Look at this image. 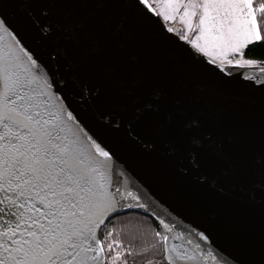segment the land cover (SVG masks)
<instances>
[{"label":"snow or ice","instance_id":"obj_1","mask_svg":"<svg viewBox=\"0 0 264 264\" xmlns=\"http://www.w3.org/2000/svg\"><path fill=\"white\" fill-rule=\"evenodd\" d=\"M14 2L0 4V264H104L97 229L139 202L133 164L206 225L190 252L163 236L167 264H264V88L224 78L264 42V0H24L9 17ZM177 16L183 35L165 26Z\"/></svg>","mask_w":264,"mask_h":264},{"label":"water","instance_id":"obj_2","mask_svg":"<svg viewBox=\"0 0 264 264\" xmlns=\"http://www.w3.org/2000/svg\"><path fill=\"white\" fill-rule=\"evenodd\" d=\"M24 0H15L13 6L5 7L3 10L9 15V17H14L22 14V9L20 7L23 4ZM8 0H0V4H7ZM163 23V22H162ZM168 27L167 25H165ZM173 39L179 43L178 36H173ZM30 44L33 48L40 49L41 41L39 36H34L30 41ZM187 47V45H185ZM225 73L227 74L224 78L230 79L233 85L236 86L237 90H243V86L249 85L250 89H261L264 88V66L256 67H224ZM218 71V70H217ZM224 75V74H221ZM245 77H250L251 79L246 80ZM125 159L129 160V163H132V157L130 154L125 155ZM134 170L137 172L139 179L136 180V183L140 185V190H137L135 187L129 186L128 190L132 191L134 195L139 197V202L128 198L127 201L120 200V197L117 196V199L120 200V204L117 206L116 210L109 213L105 219L104 223L100 225L97 229V235L99 238L100 229L112 218L120 216L127 213H139L142 214L154 221V223L160 228L164 233V236H169L168 245L172 247L173 244L176 245L180 250L188 249L189 252L194 248L196 243H200L202 248H205L203 243L198 240L195 235L191 234V230L196 228L206 227L202 219L193 212L187 205L177 201L173 198L168 190L162 185L155 182L150 178L146 173H144L139 167H136L133 164ZM124 177L113 176L112 185L109 188V191L114 192L117 186L121 187L123 191V186L121 181ZM127 203L131 207L125 208L123 205ZM139 205H144L140 207ZM172 228L171 232L165 231V226ZM199 226V227H197ZM179 235L182 239L172 240L173 236ZM212 237L215 240V243L220 247L224 248L228 252H233L234 248L231 244L219 233L213 232ZM191 240L192 244H187V241ZM207 250V249H205ZM162 251H163V241H162ZM164 257V255H163ZM165 260V259H164ZM166 261V260H165ZM106 263V257L104 264ZM167 263V261H166ZM177 264H194V262L178 261Z\"/></svg>","mask_w":264,"mask_h":264},{"label":"trees","instance_id":"obj_3","mask_svg":"<svg viewBox=\"0 0 264 264\" xmlns=\"http://www.w3.org/2000/svg\"><path fill=\"white\" fill-rule=\"evenodd\" d=\"M241 58L264 66V42L249 45L244 49ZM157 232L160 233V237H157ZM163 236L164 233L154 221L142 214L127 213L116 216L99 232V239L105 249V264H167L162 251ZM110 243L115 252L108 248ZM117 254H120L119 259L114 262L108 259Z\"/></svg>","mask_w":264,"mask_h":264},{"label":"rangeland","instance_id":"obj_4","mask_svg":"<svg viewBox=\"0 0 264 264\" xmlns=\"http://www.w3.org/2000/svg\"><path fill=\"white\" fill-rule=\"evenodd\" d=\"M166 25L168 27H172L173 29H179V34L180 35L184 34L185 28H184V25L179 22V16H177L176 19L168 21ZM189 35L191 36V33H189ZM240 59H241V56L240 55H236V56L233 57V66H229L228 64H225L224 67H237V66H235V63H236V61H238ZM256 66H263V65H260L259 63L254 62L253 65H251V66H247L246 65L244 67H256ZM239 68H241V67H239Z\"/></svg>","mask_w":264,"mask_h":264}]
</instances>
